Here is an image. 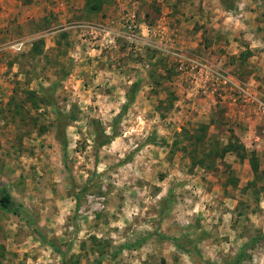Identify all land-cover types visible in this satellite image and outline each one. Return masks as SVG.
Instances as JSON below:
<instances>
[{
    "label": "rangeland",
    "instance_id": "rangeland-1",
    "mask_svg": "<svg viewBox=\"0 0 264 264\" xmlns=\"http://www.w3.org/2000/svg\"><path fill=\"white\" fill-rule=\"evenodd\" d=\"M32 1L0 8V264H264V0Z\"/></svg>",
    "mask_w": 264,
    "mask_h": 264
},
{
    "label": "trees",
    "instance_id": "trees-1",
    "mask_svg": "<svg viewBox=\"0 0 264 264\" xmlns=\"http://www.w3.org/2000/svg\"><path fill=\"white\" fill-rule=\"evenodd\" d=\"M102 6H103L102 0H86L84 10H85V13L89 15L92 13L99 12L102 9ZM138 86H139L138 83H133L131 85L130 92L126 97L127 104H130L133 101L134 96L138 90ZM124 109L122 110L121 114L125 111ZM119 117L120 116H118L114 120V122H116ZM65 121H66V117L63 114H61L60 112H57V123H58V127L60 130L61 142L63 143L64 148H66V145H67V140H66V136H65V132H64V128H65V126H67V124H65ZM110 142H111L110 136H104V139L98 143V146L103 147ZM219 150L225 152V148L224 149H218L217 152H219ZM253 168H254V171L256 172L257 168L254 166H253ZM0 209L3 211L11 212L15 215L23 213V210L21 209V207L17 206L16 204H14L11 201L10 195L8 193H6V191L4 190V188L1 185H0ZM29 225L33 228L35 234L38 235L37 227L34 226L32 223H30ZM256 239L259 240L260 237H257ZM261 239L264 240V235L261 237ZM175 246L179 249H182L176 243H175ZM241 260H242V255L241 256L239 255L236 257L234 262H232L231 264H239L241 262Z\"/></svg>",
    "mask_w": 264,
    "mask_h": 264
},
{
    "label": "built area",
    "instance_id": "built-area-1",
    "mask_svg": "<svg viewBox=\"0 0 264 264\" xmlns=\"http://www.w3.org/2000/svg\"><path fill=\"white\" fill-rule=\"evenodd\" d=\"M24 42L25 41H22L14 45L15 50L21 51V48L25 44ZM189 62L192 63V65L190 64L188 66H190L191 68L190 72L192 73L193 83H196L199 78H202L204 82H206V80H209L210 85L222 87V89H224L225 91L228 90L229 92H231L232 94L230 95V97L234 102L239 101L243 104H247L257 101L256 96L250 93L248 89L239 85L238 82H236L235 79H233L229 75L220 74L214 71L210 66L193 60ZM178 70L181 72L187 71V66L184 64H180Z\"/></svg>",
    "mask_w": 264,
    "mask_h": 264
},
{
    "label": "crops",
    "instance_id": "crops-1",
    "mask_svg": "<svg viewBox=\"0 0 264 264\" xmlns=\"http://www.w3.org/2000/svg\"><path fill=\"white\" fill-rule=\"evenodd\" d=\"M35 2H29L28 3H23V2H18L17 1H14V2H11L9 0H1L0 1V8L2 9L1 11V16L3 17L5 23H9V20L14 21L16 19L17 22H19V19L23 22V19L24 17H28L29 16V12L30 11H33L34 8V4ZM85 3H86V0H77L76 4L73 5V4H70L66 7L63 6V8H65V10L63 9V11H61V9L59 8V6L57 5L55 8H52L51 6H48L47 7V3H45V6L44 7H41V10H47V12H49V9L51 10H58L56 12H59L62 13L60 15L61 18H68V17H71V15L68 13L69 10H75L72 12V15L74 14V12H76V15L78 14H83L84 13V7H85ZM68 12H67V11ZM66 12L68 13L66 15ZM40 16V20L39 21H42L44 20V13L41 11V14H39ZM23 24V23H21Z\"/></svg>",
    "mask_w": 264,
    "mask_h": 264
}]
</instances>
